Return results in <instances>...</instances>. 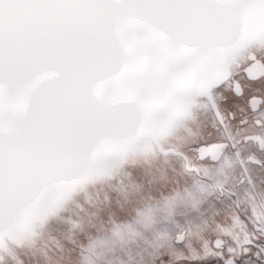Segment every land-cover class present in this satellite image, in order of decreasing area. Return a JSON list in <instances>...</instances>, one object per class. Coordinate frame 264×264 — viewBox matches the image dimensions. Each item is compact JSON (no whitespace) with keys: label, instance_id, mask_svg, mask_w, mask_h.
<instances>
[{"label":"snow or ice","instance_id":"snow-or-ice-1","mask_svg":"<svg viewBox=\"0 0 264 264\" xmlns=\"http://www.w3.org/2000/svg\"><path fill=\"white\" fill-rule=\"evenodd\" d=\"M193 99L220 192L153 264H264V0H0V223Z\"/></svg>","mask_w":264,"mask_h":264},{"label":"rangeland","instance_id":"rangeland-1","mask_svg":"<svg viewBox=\"0 0 264 264\" xmlns=\"http://www.w3.org/2000/svg\"><path fill=\"white\" fill-rule=\"evenodd\" d=\"M195 107L193 116L187 109L157 127L163 147L182 157L130 136L48 190L38 206L13 212L0 223V264H153L154 250L195 239L211 220L221 171L194 150L218 135L205 102Z\"/></svg>","mask_w":264,"mask_h":264},{"label":"crops","instance_id":"crops-1","mask_svg":"<svg viewBox=\"0 0 264 264\" xmlns=\"http://www.w3.org/2000/svg\"><path fill=\"white\" fill-rule=\"evenodd\" d=\"M198 100L197 99H193V100H191V102H189V103H186V104H183L182 106H180V107H178V108H176L175 110H172V111H169V112H167V113H165L158 121H155V123H153L152 125H151V127H150V130L155 134V136L158 138V140H159V142L161 143V140H160V136H159V134H158V130H157V127H159L160 125H162V123L163 122H165V121H167L168 119H170V118H173L174 116H178V114L179 115H181L182 114V116H185L188 112H186V110L187 109H191V116H193L194 114H196V107H195V104H196V102H197ZM194 108V109H193ZM178 109V110H177ZM184 112V113H183ZM187 116H189V115H187ZM139 140H144V141H146V142H152L150 139H148V138H140ZM153 143V142H152ZM132 145V144H131ZM161 145H162V143H161ZM163 146V145H162ZM164 148V147H163ZM165 150H170V149H166V148H164ZM157 150V149H156ZM173 151H175L176 153H178V154H173L174 156H183V154L181 155L178 151H176V150H173ZM157 152H158V150H157ZM159 153V152H158ZM159 154H161V153H159ZM197 154H198V152H197ZM163 155V154H162ZM163 156H169V154H167V155H163ZM198 158H199V156H198ZM200 159V158H199ZM201 160V159H200ZM211 161V160H210ZM212 163H214L215 164V162H213V161H211Z\"/></svg>","mask_w":264,"mask_h":264},{"label":"water","instance_id":"water-1","mask_svg":"<svg viewBox=\"0 0 264 264\" xmlns=\"http://www.w3.org/2000/svg\"><path fill=\"white\" fill-rule=\"evenodd\" d=\"M254 70H257L259 71L260 69L257 68V69H254ZM165 114V113H164ZM164 114H161L159 115V117L161 118ZM158 117V118H159ZM157 119V118H156ZM155 119V120H156ZM153 124V122L149 123L148 125L146 126H143L141 128H139L136 132H135V135H131L133 137H139V138H148L150 139L154 144L155 146L157 147V150L159 153L163 154V155H167V154H177L175 151L173 150H165L163 148V146L161 145V143L159 142L158 138L155 136V134L150 130V127L151 125ZM207 151L209 152V155L204 157V158H201L200 156V153L198 152V156L201 160H204V159H210L211 161H213L212 159V154H215V153H218L219 150L218 149H207ZM215 162V161H213Z\"/></svg>","mask_w":264,"mask_h":264},{"label":"bare ground","instance_id":"bare-ground-1","mask_svg":"<svg viewBox=\"0 0 264 264\" xmlns=\"http://www.w3.org/2000/svg\"><path fill=\"white\" fill-rule=\"evenodd\" d=\"M198 100V99H197ZM194 109V108H193ZM178 110V109H177ZM164 124V123H163ZM135 146V145H134ZM126 148V147H125ZM123 150H124V148H123ZM130 151V150H129ZM110 153V152H109ZM104 154V153H103ZM138 154V153H137ZM113 157V156H112ZM115 157V156H114ZM109 158V157H108ZM116 158V157H115ZM108 162V161H107ZM126 164V163H125ZM99 166V165H98ZM74 180V179H73ZM70 183V182H69ZM72 183V182H71ZM70 186V185H69ZM77 187V186H76ZM74 191V190H73ZM59 198V197H58ZM44 201V200H43ZM51 201V200H50ZM40 211V210H39ZM32 213V212H31ZM30 213V214H31ZM29 217V216H28ZM20 221V220H19ZM24 221V220H23ZM21 223V222H20ZM7 229V228H6Z\"/></svg>","mask_w":264,"mask_h":264}]
</instances>
